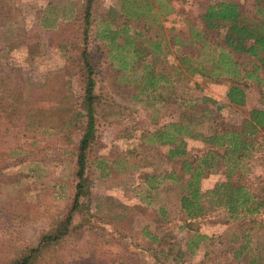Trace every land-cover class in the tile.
Masks as SVG:
<instances>
[{"label": "rangeland", "instance_id": "rangeland-1", "mask_svg": "<svg viewBox=\"0 0 264 264\" xmlns=\"http://www.w3.org/2000/svg\"><path fill=\"white\" fill-rule=\"evenodd\" d=\"M215 1L220 0H89L88 6V0H0V264L18 257L24 243L53 228V221L68 211L78 181L71 148H77L86 120L81 104L84 47L99 58L100 70L94 77L97 137L82 182L92 203L117 208L89 223L74 216L56 246V264H158L144 250L142 229H155L152 216L159 207L170 214L162 219L157 213L159 227L176 243L166 264L178 248L183 255L172 264H247L264 251V209L245 215L239 206L232 214L206 197L204 213L184 224L177 206L182 182L164 177L178 164L167 158L168 145L146 141L151 128L188 106H194L195 115L213 111L214 103L202 96L223 105L226 121L239 122L250 107L263 106L251 86L245 88V107L227 105L228 82L184 75L176 46L168 44L173 34L193 37L194 54L207 63L218 52V39L205 32L201 13L206 2ZM231 1L251 14L253 0ZM124 32L131 38L121 54L127 49L139 54L131 80L111 58L118 54L114 45L124 42ZM25 116L34 131L29 132ZM203 119L195 129L206 134L205 122L211 120ZM204 149L199 140L188 141L190 154L202 156ZM218 152L221 156L223 150ZM224 161L216 156L213 170L201 181L204 188L225 179ZM232 178L248 188L247 205L264 196V131L240 156ZM144 187L152 189L148 197L138 191ZM143 199L151 205L146 207ZM123 233L128 236L122 238ZM240 245L245 248L235 260L232 253Z\"/></svg>", "mask_w": 264, "mask_h": 264}, {"label": "trees", "instance_id": "trees-1", "mask_svg": "<svg viewBox=\"0 0 264 264\" xmlns=\"http://www.w3.org/2000/svg\"><path fill=\"white\" fill-rule=\"evenodd\" d=\"M145 4L144 9L148 11L150 7L147 3ZM202 9L201 19L204 23V30L211 33L213 38L218 39L216 40L218 52L212 54L207 63L201 62L192 49L193 37L182 36L180 39L178 34L171 35L168 44L172 43L176 46L174 50L184 75L203 76L212 82L227 81L228 86L225 91L227 105L236 108H243L247 105L245 88L251 86L258 93L259 101L263 106L250 107L239 122L226 121L223 115L224 112H222L223 105L207 96H202L204 101L214 103L215 108L213 111L203 109L195 115L191 111L194 106H188L176 116L169 118L164 124L156 125L150 129L146 141L151 144L168 145L167 158L173 161V165L178 164L176 170L171 168L164 177L171 179V183L175 181L182 182L177 206L182 213L184 224L191 223L204 213L205 208L202 199L206 197L212 198L216 205L226 207L232 214L237 213L239 206H244L242 209L245 210L243 212L245 215H251L264 209V196L252 200L251 204L247 205L251 198L248 188L239 183L237 179L232 178V174L237 171L240 156L251 148L256 134L264 131V0L252 1L251 14L244 11L240 2L231 0L206 2ZM85 11L86 27L84 31L86 35L84 38L86 40L88 37V9ZM130 15L128 14V17ZM221 31H223V34H221ZM116 33L117 30H114L113 38L117 35ZM130 38L131 36L124 32V42L120 45H114L118 54L111 56V58L118 60L119 70L124 71L123 76L127 80L135 77V57L139 55L135 49L133 54L132 51L129 52V49L126 50L125 55L123 54L124 56L121 54L124 52V44ZM154 47H157L156 43ZM128 52L131 55H128ZM81 57L85 83L81 104L86 120L81 127L82 133L77 148H71L72 155L75 157L76 175L78 177L71 203L64 218L55 219L53 221L56 223L55 226L40 235L35 241L24 243L20 255L8 264H56L59 261V247L56 246L59 245L67 230L70 229L74 216L80 214L89 223L91 218L99 220L100 216L105 213H116L117 206L114 203L104 204L98 202V200L92 203L88 196L89 191L82 182L85 171L84 164L97 137L94 77L99 74L100 62L99 58H93L85 47L81 52ZM127 57L129 58L127 59ZM148 81L149 79L146 80L147 83ZM1 99L2 97H0ZM29 112H26V114L28 115ZM25 118L31 128H28L29 132L34 131L29 120L30 116H25ZM203 118L211 120L205 122L206 125H209L206 126L208 130L206 134L195 129L196 124H202ZM71 121H74V119ZM62 129H66L65 126H61L60 130ZM189 140H199L205 146L202 156L190 154L188 150ZM219 149L223 150L221 156L218 152ZM216 156L222 157L225 160L224 162L227 163L225 179L214 183L210 188H204L201 181L206 176L207 171L212 169ZM99 161H103V158H100ZM142 189L138 191L139 193L146 191V197L151 194V188L144 187ZM140 201L146 204V207L151 205L150 200L143 199ZM157 213L162 219L170 217L166 208L159 207L155 211L152 216L156 224L155 229H142V233L147 240L144 250L150 252L156 263L166 264L164 262L166 261L165 258L172 256L170 255L173 253L171 246L176 243L171 242L170 238L168 239L163 234L159 227ZM120 217L122 218V216ZM116 225L119 226L120 222ZM127 236L128 234L123 233L122 238ZM243 248H245V245H240L234 249L232 258L238 260ZM158 254L159 257H157ZM182 255L183 251L178 248L173 254L172 261L167 262V264L179 260ZM262 261H264V251L252 256L247 264H259Z\"/></svg>", "mask_w": 264, "mask_h": 264}]
</instances>
